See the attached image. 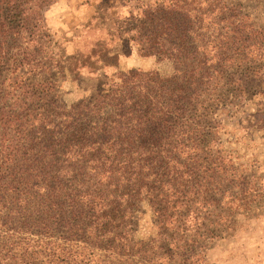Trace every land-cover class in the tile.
Listing matches in <instances>:
<instances>
[{
	"label": "trees",
	"instance_id": "trees-1",
	"mask_svg": "<svg viewBox=\"0 0 264 264\" xmlns=\"http://www.w3.org/2000/svg\"><path fill=\"white\" fill-rule=\"evenodd\" d=\"M53 1L0 0V264H207L264 202L261 165L236 161L215 119L264 87V0L137 1L109 40L173 73L119 72L71 105L51 80Z\"/></svg>",
	"mask_w": 264,
	"mask_h": 264
},
{
	"label": "rangeland",
	"instance_id": "rangeland-1",
	"mask_svg": "<svg viewBox=\"0 0 264 264\" xmlns=\"http://www.w3.org/2000/svg\"><path fill=\"white\" fill-rule=\"evenodd\" d=\"M137 1L140 0H55L45 8L44 18L51 35V80L56 81L58 97L66 104L95 96L99 89H109L119 72L140 68L156 70L162 76L173 73L170 61L141 56L133 42H110L108 32L114 33L123 25ZM130 36L124 34L127 39ZM111 47L98 60L95 70L76 71L78 59L83 61L90 50L98 52ZM29 77L39 81L36 74ZM262 91L264 87L256 84L241 92L231 91L225 111L217 110L215 119L222 126L219 138L224 149L236 161L250 164L257 160L261 165L259 175L264 178ZM207 264H264V202L255 211L237 218L232 235L210 244Z\"/></svg>",
	"mask_w": 264,
	"mask_h": 264
}]
</instances>
